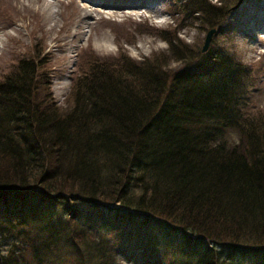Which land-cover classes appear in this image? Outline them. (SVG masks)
<instances>
[{
    "label": "trees",
    "instance_id": "trees-1",
    "mask_svg": "<svg viewBox=\"0 0 264 264\" xmlns=\"http://www.w3.org/2000/svg\"><path fill=\"white\" fill-rule=\"evenodd\" d=\"M168 1L207 30L242 0ZM177 27L179 67L92 53L66 108L37 47L0 78V264H264L262 64Z\"/></svg>",
    "mask_w": 264,
    "mask_h": 264
},
{
    "label": "rangeland",
    "instance_id": "rangeland-1",
    "mask_svg": "<svg viewBox=\"0 0 264 264\" xmlns=\"http://www.w3.org/2000/svg\"><path fill=\"white\" fill-rule=\"evenodd\" d=\"M122 1L0 0V78L37 47L50 76L45 84L55 103L66 108L75 79L92 53L114 62L120 52L135 60L154 55L167 69L179 67L182 61L167 55V42L158 33V28L178 26L169 1ZM197 24L177 27L175 34L203 46L206 30ZM213 38L237 60L257 69L262 64L249 94L251 108L264 111V0H242ZM145 232L130 233L129 238L148 239Z\"/></svg>",
    "mask_w": 264,
    "mask_h": 264
},
{
    "label": "water",
    "instance_id": "water-1",
    "mask_svg": "<svg viewBox=\"0 0 264 264\" xmlns=\"http://www.w3.org/2000/svg\"><path fill=\"white\" fill-rule=\"evenodd\" d=\"M216 31L215 27H211L206 31L205 37H204V42L202 46V50H206L212 40L213 34Z\"/></svg>",
    "mask_w": 264,
    "mask_h": 264
}]
</instances>
